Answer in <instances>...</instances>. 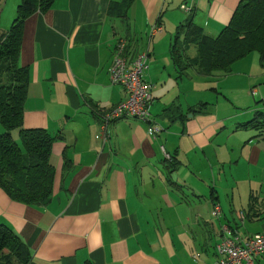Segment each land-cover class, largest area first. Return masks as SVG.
<instances>
[{"label":"crops","instance_id":"crops-1","mask_svg":"<svg viewBox=\"0 0 264 264\" xmlns=\"http://www.w3.org/2000/svg\"><path fill=\"white\" fill-rule=\"evenodd\" d=\"M120 1L54 0L25 19L22 128L58 136L53 183L39 207L0 189V223L26 244L28 264H215L222 236L264 235V62L252 52L228 74H190L170 47L189 19L216 37L242 0H135L127 19L110 18ZM132 9L141 26L128 25ZM154 24L162 32L149 40ZM121 38L130 58L148 54L150 122L105 127L101 116L126 99L108 75Z\"/></svg>","mask_w":264,"mask_h":264},{"label":"trees","instance_id":"trees-1","mask_svg":"<svg viewBox=\"0 0 264 264\" xmlns=\"http://www.w3.org/2000/svg\"><path fill=\"white\" fill-rule=\"evenodd\" d=\"M134 1L110 4L108 16L127 19ZM53 2L20 0L10 29L0 34V125L3 128L0 132V189L11 200L35 207L46 205L51 198L54 170L50 151L58 136L42 129L22 128L29 73L19 65L18 59L25 19L32 13L48 11ZM149 33L150 30L149 40L158 34L151 37ZM123 40L127 44L126 39ZM191 46L196 50L194 57L187 54ZM252 52H257L264 62V0H242L214 38L194 26L191 19L186 20L177 28L170 47L171 58L179 70L192 68L204 76L228 74L235 62ZM15 131L19 142L13 139ZM29 260L26 244L0 223V264H28Z\"/></svg>","mask_w":264,"mask_h":264},{"label":"built area","instance_id":"built-area-1","mask_svg":"<svg viewBox=\"0 0 264 264\" xmlns=\"http://www.w3.org/2000/svg\"><path fill=\"white\" fill-rule=\"evenodd\" d=\"M181 9L188 11L187 5ZM161 31V27L153 26L149 35L152 37ZM126 42L120 39L113 53L108 69L110 83L119 86L126 94V99L101 116L102 125L123 120L136 119L148 123L150 113L148 103L151 100V86L143 79L147 69V53L136 54L133 58L126 55ZM160 129L154 125L149 134L155 135ZM163 151V149H162ZM220 208L213 206L212 216L218 217ZM224 230V228L222 229ZM218 259L215 264H254L257 258L264 257V235L254 234L242 240L238 236H222L216 245Z\"/></svg>","mask_w":264,"mask_h":264},{"label":"rangeland","instance_id":"rangeland-1","mask_svg":"<svg viewBox=\"0 0 264 264\" xmlns=\"http://www.w3.org/2000/svg\"><path fill=\"white\" fill-rule=\"evenodd\" d=\"M19 2H20V0H0V34L6 33L10 29V27L13 23V20L16 18L17 6L19 5ZM130 12L131 13H129L130 19L128 21V25L132 27L135 19H138V26H141V23H144L145 17H143V15H141L139 11H137L135 13V12H133V9H132ZM155 25L159 26V24H154L153 26H155ZM161 32H162V30L158 33H161ZM173 40H174V38H173ZM153 41H154V39H153ZM254 54H257V52ZM187 71L190 72V74H192V72L195 74V71L192 68H189ZM2 131H3V128L0 125V132H2ZM12 134H14V133H12ZM13 139L15 141H18L16 131H15V134L13 135ZM165 158L168 161H170V163L173 162V159H170L169 156H165Z\"/></svg>","mask_w":264,"mask_h":264}]
</instances>
